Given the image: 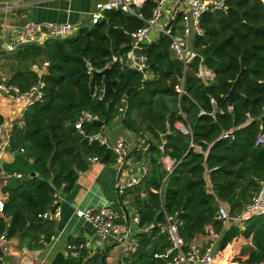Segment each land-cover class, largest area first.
<instances>
[{
    "label": "trees",
    "instance_id": "obj_1",
    "mask_svg": "<svg viewBox=\"0 0 264 264\" xmlns=\"http://www.w3.org/2000/svg\"><path fill=\"white\" fill-rule=\"evenodd\" d=\"M157 1L145 0L135 13L106 10L74 36L19 44L11 51L0 39L6 59L2 68L10 73L6 82L22 91L42 84V96L23 113L24 126L15 124L12 132L36 174L21 171L3 187L0 236L17 237L30 249L45 248L56 232L55 219L44 216L55 212V194L71 191L92 157L117 162L113 149L90 140L103 129L93 117L109 125L123 115L125 127L147 146L132 151L144 157L146 171L121 195L140 216L135 235L139 246L126 264H167L168 258L156 256L170 247L163 229L167 214L179 219L188 244L209 235L208 227L219 233L215 251L221 264L264 262V214L252 215L243 226L224 225L217 218L220 203L231 214L239 213L264 182V142L256 144L264 134V0H225L223 9L209 8L199 21L203 33L192 34L191 47L198 56L188 64L171 50L170 36L160 33L144 44L145 76L113 56L131 48L132 33L147 25ZM172 24L175 32L181 31V11ZM45 61L43 74L32 69ZM201 63L214 72L212 80L198 75ZM242 66L230 106L226 95ZM107 67L116 80L110 101L103 96V77L91 72ZM165 156L174 160L170 170ZM107 257V249L91 252L85 247L77 257L59 252L52 264H107ZM4 259L0 245V264Z\"/></svg>",
    "mask_w": 264,
    "mask_h": 264
},
{
    "label": "crops",
    "instance_id": "obj_2",
    "mask_svg": "<svg viewBox=\"0 0 264 264\" xmlns=\"http://www.w3.org/2000/svg\"><path fill=\"white\" fill-rule=\"evenodd\" d=\"M107 0H0V39L3 47L11 43L19 29L27 21H53L71 22L76 32L79 28L91 24V16L97 11V4ZM176 0H167L159 21V27L166 26L172 15L184 6V1L179 8L175 4ZM160 31L158 28L151 30L147 42L158 38ZM190 35L187 39L189 49L191 47ZM47 62L41 65H33L32 69L39 74H43L47 69ZM0 82L6 81L10 77L8 71H0ZM30 105L28 100L11 99L0 93V114L4 116L2 123L3 134L1 142L6 145L9 137L13 135V128L16 122L23 117L25 109ZM178 126L185 131L186 125L178 123ZM104 136L111 144L124 141L129 149L127 160L123 166L115 163H103L91 161L87 170L81 171L75 187L69 192H59L60 200L58 208L49 217L56 221V232L52 241L42 249H30L20 243L19 238H5L0 241L4 252V264H52L54 257L63 252L68 255V243L70 238H81L90 248L91 252L98 249L108 250L107 264H126V257L123 254L124 242L127 238L133 237L138 232V224L133 220L135 210L130 203L124 204L118 190L119 183H126L133 177H142L145 173L146 163L144 157L138 158L132 151L136 147L146 149L143 139L136 133L127 129L123 123V115L109 125H104L102 129ZM198 149H200L198 147ZM2 158L0 159V199H6L3 187L18 176L7 177L5 172L6 164L15 165L16 168H24L23 162H18V157L7 151L0 149ZM31 161V160H30ZM163 163L167 169H171L174 160L169 156L163 158ZM27 168V167H26ZM21 174V173H19ZM110 206L119 213V218L115 223L112 233L106 239H100L93 225L81 218L76 213V208L88 209ZM2 211H0V216ZM244 224H242L243 226ZM211 238L209 235L197 237L192 244L205 246ZM216 241V240H215ZM217 242V241H216ZM218 258H222L218 254Z\"/></svg>",
    "mask_w": 264,
    "mask_h": 264
},
{
    "label": "built area",
    "instance_id": "obj_3",
    "mask_svg": "<svg viewBox=\"0 0 264 264\" xmlns=\"http://www.w3.org/2000/svg\"><path fill=\"white\" fill-rule=\"evenodd\" d=\"M145 0H107L105 2H100L97 4V11L91 16V22L96 23L104 16L106 10L111 9H121L126 12L135 13L136 9L141 8ZM184 1V6L179 9L182 12V29L179 32H175L172 20L175 18V14L166 26L159 27V21L163 15V8L167 0H158L155 8L153 9L152 17L147 21V25L138 29L132 33L133 42L131 48L122 55H114L113 61L120 62L122 65H127L137 70L144 72L147 75L148 69V56L144 53L143 47L147 42L149 33L151 30L158 28L160 33H164L171 38L170 48L176 54V56L184 61L185 64L191 62L194 58L198 56V52L193 49H189L187 45V39L192 34L201 35L202 29L200 27L199 21L200 17L209 9L214 10L223 9L225 7V0H176L175 4L177 8L182 5ZM177 12V11H176ZM75 27L69 22H53V21H35L30 20L17 32L14 40L11 43H7L9 49H14L19 44L38 42L43 43L46 39L50 37L65 38L68 37ZM198 75L205 81L212 80L214 77V72L209 69L206 65L200 64ZM40 87H32L30 90L22 91L19 86L14 84H9L6 81L0 82V93L4 96L16 99V100H28L29 103H33L35 100L42 96ZM178 91L182 92L183 88L178 86ZM215 103V100L212 99ZM264 110V105H263ZM91 118V117H90ZM97 117H93L95 119ZM252 117L249 116V120ZM16 124L19 127L24 126L23 117L20 118ZM76 126L81 128V120L77 122ZM185 131H188L186 129ZM3 134V127L0 125V138ZM229 134H226L228 136ZM97 139L102 144L113 149L117 158L116 161L119 165L123 166L127 160L129 154L128 146L124 141H118L115 144H111L104 136L101 134L90 136V140ZM264 142V134H259L256 139V144H261ZM0 148H5V145L0 140ZM23 150V149H22ZM2 154L0 153V159ZM91 161H98L97 157H92ZM146 171V168H145ZM20 176L19 173L8 174L7 177ZM141 177H133L126 183H119L118 190L120 195H122L126 188L134 186L139 183ZM60 200V193L55 194L54 205L56 209L58 208ZM124 204L129 201L127 199H122ZM4 200L0 199V211H3ZM56 211V210H55ZM54 213V212H52ZM51 212L44 214L45 217L52 215ZM76 213L78 216L83 217L85 220L90 222L100 239H106L113 231L116 221L119 218V213L110 206H103L99 208H88L79 209L76 208ZM264 214V182L262 183L261 189L248 201L243 209L239 213L231 214L223 203L219 204L217 218L223 222L224 225L229 223H234L237 225H242L249 219L252 215ZM167 222L163 226L164 231L168 235L170 242V247L163 254H156V256H164L168 258L167 264H221L219 262L218 253L215 251V244L219 238V233H216L212 227H208L209 236L211 238L205 246H199L196 244H188L183 238L179 229V219L173 215H166ZM133 220L138 224L140 221V216L135 213ZM5 240V235L0 236V241ZM216 240V241H215ZM139 246V241L136 236L127 238L123 246L124 256L130 257L133 253L137 251ZM87 247L86 243H68V254L73 257H77L81 254L82 249ZM228 264H240L238 261H230ZM264 264V262L258 263Z\"/></svg>",
    "mask_w": 264,
    "mask_h": 264
},
{
    "label": "water",
    "instance_id": "obj_4",
    "mask_svg": "<svg viewBox=\"0 0 264 264\" xmlns=\"http://www.w3.org/2000/svg\"><path fill=\"white\" fill-rule=\"evenodd\" d=\"M243 70H244V66H242L241 71L239 72L237 78L233 81V85H232L229 93L226 95V98L228 99L230 106L233 105L234 98L238 94V85L241 81ZM91 72L94 75H99V76L103 77V81H104L103 96L105 98H107L108 101H110V99H111L110 92L113 89V84L116 82V80L111 78L110 67H107V68L102 69V70L92 68ZM38 87H40V85ZM93 122L98 124V125L104 126V122L98 118L93 119ZM165 137H166V135L164 134L163 138H165ZM5 149L7 151H12V152L19 149V143L16 140L14 135H11L9 137V141L6 143ZM31 169H32V171L30 173L32 175H35L36 172L33 170L32 166H31ZM16 170H18V169H16Z\"/></svg>",
    "mask_w": 264,
    "mask_h": 264
},
{
    "label": "rangeland",
    "instance_id": "obj_5",
    "mask_svg": "<svg viewBox=\"0 0 264 264\" xmlns=\"http://www.w3.org/2000/svg\"><path fill=\"white\" fill-rule=\"evenodd\" d=\"M164 13H166L165 12V10L163 11V14ZM91 24H92V22H91ZM91 24H89V25H91ZM0 30H1V26H0ZM76 34V29H74V31L69 35V36H74ZM5 58L3 57V55L2 54H0V71H4L3 70V68H2V65H3V63L5 62ZM1 75H0V80H1ZM1 149V148H0ZM12 153H14V155L16 156V157H18V159L19 160H17L18 162H21L20 160H22V162H23V164H22V166L25 168H16V169H18V170H16L15 169V165H8V164H6V168H4V170H5V172H7V173H9V174H13V173H19V172H23V173H30L31 171H32V169H31V166H32V164H31V161H30V159L24 154V153H22L21 152V150L20 149H18V150H15V151H13ZM27 167V168H26ZM14 180V178L11 180V181H13ZM81 218H83V217H81Z\"/></svg>",
    "mask_w": 264,
    "mask_h": 264
}]
</instances>
